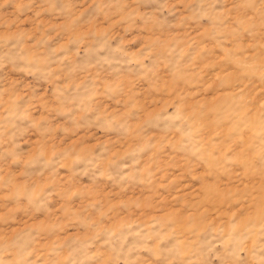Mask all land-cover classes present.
Here are the masks:
<instances>
[{"label": "rangeland", "instance_id": "374dc122", "mask_svg": "<svg viewBox=\"0 0 264 264\" xmlns=\"http://www.w3.org/2000/svg\"><path fill=\"white\" fill-rule=\"evenodd\" d=\"M0 264H264V0H0Z\"/></svg>", "mask_w": 264, "mask_h": 264}]
</instances>
